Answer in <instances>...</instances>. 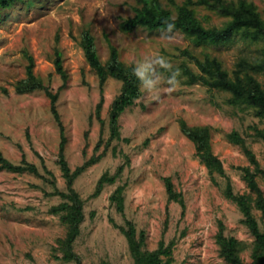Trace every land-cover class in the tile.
I'll use <instances>...</instances> for the list:
<instances>
[{"label": "rangeland", "instance_id": "obj_1", "mask_svg": "<svg viewBox=\"0 0 264 264\" xmlns=\"http://www.w3.org/2000/svg\"><path fill=\"white\" fill-rule=\"evenodd\" d=\"M246 1L264 18V0ZM160 2L175 17L186 0ZM135 7V0H17L0 11V153L25 168L0 167V264H136L120 230L131 226L137 239L143 234V251L171 246V256L161 255L160 264H232L222 256L220 236L240 244L243 264L252 262L255 237L226 191L246 198L264 232L245 173L254 174L264 197L258 171L264 169V117L193 76L202 73L198 63L215 60L233 77L241 59L263 57L264 38L253 41L240 31L224 44L197 45L179 30H122ZM189 8L205 28H220L229 19L205 5ZM85 32L101 64L107 65L115 48L124 69L145 74L139 97L119 115L115 129L112 104L124 81L111 75L100 81L85 55ZM253 75L264 89V72ZM48 94L56 95L59 120ZM183 125L207 129L222 172L207 168ZM232 133L243 143L233 142ZM60 152L70 172L83 168L72 184L84 216L71 245L78 258L72 259L60 242L68 233L67 211L60 206L72 204L62 195L70 192ZM167 178L175 199L169 198ZM118 188L121 211L112 199Z\"/></svg>", "mask_w": 264, "mask_h": 264}, {"label": "trees", "instance_id": "obj_2", "mask_svg": "<svg viewBox=\"0 0 264 264\" xmlns=\"http://www.w3.org/2000/svg\"><path fill=\"white\" fill-rule=\"evenodd\" d=\"M17 0H0V11L10 7ZM138 7L134 8V16L124 20L121 28L124 31L130 32L137 27H142L147 30H165L166 22L174 25L172 30H179L186 36L190 37L197 45L209 43L213 45L224 44L232 40V38L242 31L244 38L256 41L264 38V18H261L257 13L253 4L248 3L246 0H237L236 2H227L226 0H186V2L177 7V15L173 17L170 10L166 9L160 0H135ZM205 5L212 10H215L220 15L228 17V21L220 28L210 27L205 28L198 18L195 16L194 10L189 8L191 4ZM83 47L86 58L94 69L100 81H105L107 75H111L122 79L124 81L123 88L120 96L113 102L111 110V124L115 129L119 115L130 106L134 99L139 97V85L143 81L144 75H136L134 72L126 68L124 69L117 59V51L115 48L111 49L110 60L107 65L101 64L99 61L93 37L85 32L83 35ZM59 73L63 74L61 62L59 60L55 63ZM201 70V75L198 77L193 76V80L201 79L202 82L212 87L224 90L232 94L230 102L232 104L246 105L255 111L257 116L264 117V89L259 81L254 77V73L264 72V51L261 59L249 62L241 59L237 64V69L234 71L233 77L225 72L219 63L215 60H207L204 63H198ZM150 72V68L147 73ZM146 73V74H147ZM30 76L33 74L30 72ZM52 100V112L59 120L58 113L55 109L56 95L48 94ZM60 122V121H59ZM61 124V123H60ZM182 130L184 134L192 140L197 147V154L205 163L210 171L222 172V165L219 159L212 154L209 146V134L206 128H191L183 125ZM259 135L264 139V133L260 132ZM230 139L238 144L243 141L237 133H232ZM64 138L61 146L64 145ZM246 155L250 162L258 164L254 159L253 154L245 148ZM61 166L65 178L68 180V188L70 194H62L68 198L72 204L64 203L60 206L61 209L67 211L63 217V221L68 225V233L66 239L60 240L64 247L65 257L67 259L78 258L72 253L71 245L80 232L79 225L83 220L82 201L79 199L78 194L72 188L73 181L83 170L79 168L74 172H70L67 162L64 160L62 152H60ZM99 158H94L89 163H94ZM0 167L7 168L11 171L25 170L22 166H16L3 158L0 153ZM35 171V168H31ZM259 173L264 178V169L259 170ZM246 181L250 189H252L256 197V207L262 212L264 217V197L262 191L258 187L254 174L246 169ZM103 182V179L100 181ZM99 186V188H100ZM167 191L170 199H175L177 195L173 190V185L169 178L166 179ZM122 188L117 189V195L112 199L117 200L118 209H123V200L120 196ZM226 195L234 200L239 206L240 210L245 216V223L248 225L251 233L255 237V243L252 252V262L250 264H264V232H260L258 224L253 217L251 207L243 195H234L230 189L226 191ZM121 232L127 238L130 252L136 264H160V256H171V246L164 248L163 244L153 252L142 250L144 244L143 234L139 239L136 237V231L133 226L129 229L120 227ZM220 245L222 246V256L232 264H243L238 255L239 243L235 239H226L222 236L219 237Z\"/></svg>", "mask_w": 264, "mask_h": 264}, {"label": "clouds", "instance_id": "obj_3", "mask_svg": "<svg viewBox=\"0 0 264 264\" xmlns=\"http://www.w3.org/2000/svg\"><path fill=\"white\" fill-rule=\"evenodd\" d=\"M173 27H174L173 24H171V23H167V22H166L165 33H166V34H170L171 31H172V29H173ZM169 38H171V37L169 36ZM137 74H138V75H142L140 72H138ZM179 75H180V73H179V69H177L176 71L173 72V74H172V76H171V78H170V83L172 84L173 87H175V86L179 83V81L177 80V77H178Z\"/></svg>", "mask_w": 264, "mask_h": 264}]
</instances>
